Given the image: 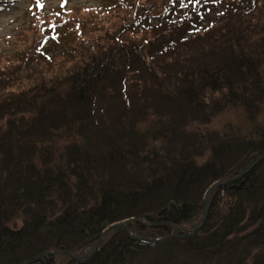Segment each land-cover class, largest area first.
Returning a JSON list of instances; mask_svg holds the SVG:
<instances>
[{
  "label": "trees",
  "instance_id": "1",
  "mask_svg": "<svg viewBox=\"0 0 264 264\" xmlns=\"http://www.w3.org/2000/svg\"><path fill=\"white\" fill-rule=\"evenodd\" d=\"M118 1L134 17L122 28L151 33L141 47L109 34L107 49L84 40L52 76L28 69L12 81L0 71V264L81 254L126 220L130 235L117 228L86 264H264V160L214 190L198 237L131 239L197 228L208 189L264 155V0ZM196 3L201 21L178 26ZM83 10L59 14L72 25L62 40L98 31ZM29 31L9 58L26 63ZM229 109L244 125L211 129Z\"/></svg>",
  "mask_w": 264,
  "mask_h": 264
},
{
  "label": "rangeland",
  "instance_id": "2",
  "mask_svg": "<svg viewBox=\"0 0 264 264\" xmlns=\"http://www.w3.org/2000/svg\"><path fill=\"white\" fill-rule=\"evenodd\" d=\"M6 0H0V50H4L5 54L3 56L7 58H3L0 61V69H7L8 65H3L6 60H8L9 55L8 52L14 51L17 44H19L21 37L19 36V32L17 31L18 28H28L30 31L27 34L26 38V44L29 47L30 50L36 53V47L42 37V34L40 33V30H38V25H34L33 28H30L28 25L29 20L32 21V17L37 23V18L33 15L27 14L29 11V3L23 1V0H9V6H2V2H5ZM68 4L64 10V8L61 10V13H64V15H71L74 17L79 16L78 9L80 7L85 9H90L93 13V16H85L84 11L82 13V17H84V21L87 24H90V26L98 28L99 34L98 36H89L88 34H81L80 32H77L78 29H75L74 33L68 37L66 40L64 46H63V52L64 54L68 55H79V43H81L84 40H87L88 43L90 39L96 40L94 41V47L95 49H107L108 45H110V41L108 43V35L113 34V38L115 39L112 44L115 42L117 43H130L135 42L138 47L140 46L141 41H145L148 39H151V33L148 32L144 27H140L135 30L129 31L128 29L122 28L123 26L127 25L126 21L133 20L134 17L127 15V8L125 9V12L121 13L120 8V1L118 0H67ZM149 1L150 4L157 5L159 8L162 6V8L168 7L172 2L171 0H141V2ZM62 0H47V4H45L46 9L49 11L48 13L52 11H58L57 14L60 13L59 6L61 5ZM146 13V7L144 8ZM143 9V10H144ZM69 13H66V12ZM74 12V13H72ZM28 15L30 19L28 18ZM95 15V16H94ZM192 15V12L189 10H186L185 14L183 15V19L188 20ZM129 16V19L127 18ZM57 17V15H55ZM65 22L69 19L66 16ZM49 18V15H48ZM180 18V17H179ZM138 21V20H137ZM180 21L178 23V26L182 25V22ZM177 21V22H178ZM62 22L60 24L66 26L68 28H71L72 25L69 23ZM187 22V21H186ZM65 29V28H64ZM163 32V31H162ZM162 32L159 31V35L162 34ZM61 33V31H60ZM12 36V37H11ZM15 36V38H13ZM53 45V43H52ZM55 46V49H53V52L51 55H54L57 51H62V48L59 46ZM6 50L8 52H6ZM40 52V51H39ZM64 64L67 65V60L65 57L60 56H54V59H51L50 61H46L43 66L45 69H40V72L48 73V76H52L56 74L55 71L59 70V65ZM15 68H19V64L14 65ZM245 118L241 111H236L235 109H229L219 117H217L212 125L210 126L211 129L214 130H223L227 125H237L239 128H241L244 125ZM67 138H60L58 140L59 144H63V142H66ZM244 177V176H243ZM242 177V178H243ZM18 227L21 225L20 223L17 224ZM181 229L186 231H191L195 229V223L193 224H187L181 226ZM95 249V248H94ZM93 248L87 249L81 254L77 253L76 255L81 258H90L92 255V252L94 251ZM70 252V251H69ZM57 264H68L70 261H74L70 259L68 256H59L56 258ZM76 262V261H74Z\"/></svg>",
  "mask_w": 264,
  "mask_h": 264
},
{
  "label": "water",
  "instance_id": "3",
  "mask_svg": "<svg viewBox=\"0 0 264 264\" xmlns=\"http://www.w3.org/2000/svg\"><path fill=\"white\" fill-rule=\"evenodd\" d=\"M262 160H264V155L263 156H261V157H259V158H257L256 160H254V161H252L243 171H242V173L236 178V179H234V180H231V181H227V182H224V183H217V184H215V185H213L209 190H208V192L206 193V196H205V214H204V219H203V221H202V223H201V225H200V227L198 228V229H196V230H193V231H190L189 233H188V235H185V236H171V237H168L167 239H165V240H161V241H155V240H152L151 242H153V243H158V244H160V243H163V242H165V241H169V240H172V239H177V238H187V237H197L202 231H203V229H204V227H205V224H206V221H207V217H208V212H209V197H210V195H211V193L215 190V189H217V188H222V187H225V186H227V185H229V184H231V183H233V182H235L236 180H238V179H240V178H242L244 175H246L247 173H248V171L255 165V164H257L258 162H260V161H262ZM127 222H125V223H120V224H116V225H113V226H111L103 235H102V237L100 238V240H99V242H98V244H97V246H96V249H95V251H94V253L90 256V259H92V258H94V256L98 253V251H99V249H100V246H101V244H102V242L104 241V239L112 232V231H114L115 229H117V228H124V229H126L127 230V232L130 234V232H129V230H128V228H127ZM132 240H139V241H142V240H145V239H137V238H131ZM52 256H55V255H68V256H70V257H72L74 260H76V261H78V262H80V263H85V262H87V261H80V260H78L77 258H74L73 256H72V254L71 253H67V252H59V253H54V254H51ZM38 260H40V259H38ZM38 260H36V261H38ZM33 262H28V263H25V264H32Z\"/></svg>",
  "mask_w": 264,
  "mask_h": 264
},
{
  "label": "snow or ice",
  "instance_id": "4",
  "mask_svg": "<svg viewBox=\"0 0 264 264\" xmlns=\"http://www.w3.org/2000/svg\"><path fill=\"white\" fill-rule=\"evenodd\" d=\"M40 7H43V5L41 4Z\"/></svg>",
  "mask_w": 264,
  "mask_h": 264
}]
</instances>
